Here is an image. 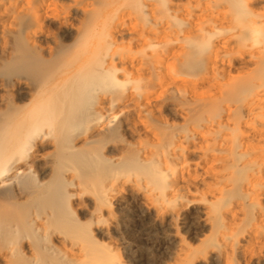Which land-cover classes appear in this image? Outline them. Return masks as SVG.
I'll list each match as a JSON object with an SVG mask.
<instances>
[{
  "label": "bare ground",
  "instance_id": "1",
  "mask_svg": "<svg viewBox=\"0 0 264 264\" xmlns=\"http://www.w3.org/2000/svg\"><path fill=\"white\" fill-rule=\"evenodd\" d=\"M73 1L0 0V263L120 264L96 237L136 200L153 227L208 229L182 264H264V11Z\"/></svg>",
  "mask_w": 264,
  "mask_h": 264
},
{
  "label": "rangeland",
  "instance_id": "2",
  "mask_svg": "<svg viewBox=\"0 0 264 264\" xmlns=\"http://www.w3.org/2000/svg\"><path fill=\"white\" fill-rule=\"evenodd\" d=\"M54 3L60 12H67L74 5L73 0H54ZM251 3L255 11H264V0H251ZM67 16L71 18V14H67ZM50 17L54 18V14H50ZM82 19L81 16L73 14L72 26L77 28ZM45 32L55 37L56 43L60 44V27L56 22H48L45 26ZM64 43L68 44L69 41L65 40ZM41 45L44 48L54 47L55 41L54 43L43 42ZM1 58H3V54L0 53ZM50 150L51 148L48 149L47 153H50ZM33 174L38 179L37 174L35 172ZM199 174L200 172H196V175ZM199 187L202 186L200 185ZM130 204L132 208L131 213L126 218H123L122 213L117 209L110 216L104 215L102 217V225L109 227L110 230L106 235L96 237V240L110 250L111 254L117 258L120 264H182L177 257L180 253V240L183 239L193 249L198 250L208 236L209 232L207 228L196 230V233L195 231L190 232L181 228L178 232H175L168 227L167 223L153 227V221L144 215L137 201L131 200ZM29 207L27 206L26 210ZM77 209L78 206L76 204L73 207L75 216L78 215ZM31 210L34 212H43L47 208L46 206H36ZM88 219L89 215L85 212L82 213V222H86ZM113 222H115L114 229L111 226ZM173 234H176L177 238H173ZM29 242L31 240L27 238L26 245ZM58 246L61 247L59 244ZM22 252L24 255L29 256L27 248L22 249ZM237 262L238 264H244L241 258L237 259Z\"/></svg>",
  "mask_w": 264,
  "mask_h": 264
}]
</instances>
